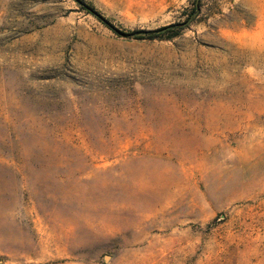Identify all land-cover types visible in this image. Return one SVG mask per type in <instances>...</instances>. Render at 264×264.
<instances>
[{
  "label": "rangeland",
  "instance_id": "1",
  "mask_svg": "<svg viewBox=\"0 0 264 264\" xmlns=\"http://www.w3.org/2000/svg\"><path fill=\"white\" fill-rule=\"evenodd\" d=\"M0 0V264H264V0Z\"/></svg>",
  "mask_w": 264,
  "mask_h": 264
},
{
  "label": "trees",
  "instance_id": "2",
  "mask_svg": "<svg viewBox=\"0 0 264 264\" xmlns=\"http://www.w3.org/2000/svg\"><path fill=\"white\" fill-rule=\"evenodd\" d=\"M77 1L82 9L86 10L88 13H91L93 15H95L96 17H98L101 21H103L107 26H109L111 29L115 30L112 26L108 25L104 20H102V18L100 16H98L97 12L95 11L94 8H92L90 5H88L87 3H85L83 0H75ZM201 4L198 0V2L195 4V6L193 7L191 14H189L186 22L184 24H175V25H171L170 27H165V28H161L159 30H155V31H149L146 32V34L148 36L151 37H156V36H161L162 34H165V32H174V33H179L181 30H183L185 28V26L191 24L192 22L195 21V15L196 13H198V11L200 10ZM116 31V30H115ZM117 32V31H116ZM124 36L127 37H131L134 36L136 34H139V32H134V33H123V32H118Z\"/></svg>",
  "mask_w": 264,
  "mask_h": 264
},
{
  "label": "water",
  "instance_id": "3",
  "mask_svg": "<svg viewBox=\"0 0 264 264\" xmlns=\"http://www.w3.org/2000/svg\"><path fill=\"white\" fill-rule=\"evenodd\" d=\"M99 16V15H98ZM106 22V21H105ZM106 23H108V22H106ZM117 32H121V31H119V30H117V29H115Z\"/></svg>",
  "mask_w": 264,
  "mask_h": 264
}]
</instances>
